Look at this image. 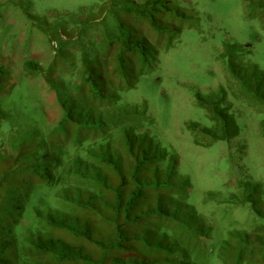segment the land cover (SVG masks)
<instances>
[{
    "label": "trees",
    "instance_id": "1",
    "mask_svg": "<svg viewBox=\"0 0 264 264\" xmlns=\"http://www.w3.org/2000/svg\"><path fill=\"white\" fill-rule=\"evenodd\" d=\"M244 2L249 16L256 8L264 20V0ZM95 9L75 23L97 60L95 78L85 56L78 64L81 95L67 100L69 85L49 78L50 70L46 74L34 59L22 64L28 75L46 76L55 93V123L31 125L0 108V264H264V180L246 175L234 181L229 195L206 194L204 202L222 209L248 210L255 224L248 231L230 218L224 238L213 246V218L185 200L191 182L176 174L178 154L165 145L152 153L141 122L151 126L153 117L118 102L119 93L134 87L157 59L142 24L158 34H178L182 25L164 17L192 15L173 0H101ZM218 57L238 88L229 95L220 85L219 100L196 96L211 125L191 122L188 129L205 135L206 146L239 136L241 125H248L234 108L242 99L261 107L264 137V70L228 43ZM8 74L0 66V83ZM138 142H146V149ZM246 147L241 140L243 152Z\"/></svg>",
    "mask_w": 264,
    "mask_h": 264
},
{
    "label": "rangeland",
    "instance_id": "2",
    "mask_svg": "<svg viewBox=\"0 0 264 264\" xmlns=\"http://www.w3.org/2000/svg\"><path fill=\"white\" fill-rule=\"evenodd\" d=\"M100 1L0 0V66L9 73L0 83L3 87L0 108H9L31 125L33 122L36 125L38 120L47 125L55 123L58 117L52 111L55 93L46 83V76L44 79L26 74L22 64L26 59H34L45 68L46 74L50 70L49 78L56 77L65 86L69 85V92L63 94L67 100L81 95L83 84L80 82L84 79L78 64L85 56L89 72L95 78L97 60L89 38L80 36V24L77 31L75 23L96 12ZM173 2L192 17L188 20L164 17V21L182 25L178 34L171 31L158 34L146 23L142 24L143 32L157 47V59L134 87L119 93L118 102L121 107L127 106V111L130 107L145 108L146 114L153 117L151 126L146 119L141 122L152 141V153L156 154L158 145H165L178 154L176 174L188 176L191 182L185 200L213 218L209 222L214 228L212 244L216 246L224 238L230 218L235 220L236 224L232 225L236 227L255 229L248 210L232 206L222 209L213 201L204 202V198L210 191L229 195L235 191L234 181L246 175L264 180V137L257 118L261 107L237 99L234 108L247 119L248 125L241 123L239 136L208 146L204 145L207 137L189 130L187 124L211 125L196 96L219 100L220 84L228 87L229 95L234 86L238 88L218 57L227 43L238 48L245 61L251 59L264 70V27L261 25L264 20L256 8H253L254 15L249 16L244 0ZM91 30L96 32L94 27ZM53 61L57 68L64 64V70L50 67ZM241 140L247 145L244 152L240 148ZM138 143L141 150L146 149V142ZM204 208L208 212L202 211Z\"/></svg>",
    "mask_w": 264,
    "mask_h": 264
},
{
    "label": "clouds",
    "instance_id": "3",
    "mask_svg": "<svg viewBox=\"0 0 264 264\" xmlns=\"http://www.w3.org/2000/svg\"><path fill=\"white\" fill-rule=\"evenodd\" d=\"M221 85V84H220ZM221 86H223V85H221Z\"/></svg>",
    "mask_w": 264,
    "mask_h": 264
}]
</instances>
